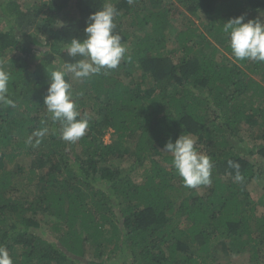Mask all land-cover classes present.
<instances>
[{
	"label": "trees",
	"instance_id": "1",
	"mask_svg": "<svg viewBox=\"0 0 264 264\" xmlns=\"http://www.w3.org/2000/svg\"><path fill=\"white\" fill-rule=\"evenodd\" d=\"M106 4L128 51L114 70L65 77L89 122L69 143L43 106L48 77L82 59L67 45ZM242 15L264 19V0H0L16 105L0 104V246L13 264H264L248 190L264 189V62L235 60L223 32ZM185 133L212 159L210 185L185 187L163 151Z\"/></svg>",
	"mask_w": 264,
	"mask_h": 264
},
{
	"label": "clouds",
	"instance_id": "2",
	"mask_svg": "<svg viewBox=\"0 0 264 264\" xmlns=\"http://www.w3.org/2000/svg\"><path fill=\"white\" fill-rule=\"evenodd\" d=\"M131 4L133 0H128ZM119 15L112 4H106L102 10L94 12L84 29L85 39L76 37L67 45L71 57H81L75 63H65L62 70L50 73L47 94L43 106L51 120L62 125L61 138L69 143L84 137L88 129L87 119H78L80 112L73 99L72 85L65 77L71 74L75 80L86 81L118 68L125 59L127 48L121 43V37L114 33L115 17ZM239 16L223 24V32L228 35L231 54L237 61L264 62V19L248 20ZM10 74L0 67V104L15 108V102L9 98ZM82 95V93H80ZM48 129L43 128L33 133L35 145L38 146ZM32 144V137L28 138ZM164 153L171 154L172 165L185 187L195 189L211 184L213 162L210 156L197 150L196 139L190 134H182L175 143L169 141L164 146ZM235 170L234 180L242 182L240 165L229 161ZM0 264H13L7 249L0 246Z\"/></svg>",
	"mask_w": 264,
	"mask_h": 264
},
{
	"label": "rangeland",
	"instance_id": "3",
	"mask_svg": "<svg viewBox=\"0 0 264 264\" xmlns=\"http://www.w3.org/2000/svg\"><path fill=\"white\" fill-rule=\"evenodd\" d=\"M181 10V8H179ZM182 20V18L180 17L179 20H177V24L180 23V21ZM192 20L194 21V23H196V20H194V18H192ZM242 132V135L243 137L245 138V140L247 141L248 139L251 138V134H256V132H252V133H247V131H241ZM109 135H107L105 137V141L108 143L109 142ZM256 143H259V141H257ZM261 180H256L255 182L252 183V185H250L248 188L249 190V193L250 196H252V198H256L258 199H262L261 200V203L258 205V213H263L264 212V189L262 188L261 186V183L259 182ZM202 189L201 188H198L196 189V194H198L197 192H200ZM226 262H231V263H239V264H248L249 263V256L247 254H244V255H240V256H233V257H230V259L226 258L224 255H220V258H219V263H226Z\"/></svg>",
	"mask_w": 264,
	"mask_h": 264
}]
</instances>
